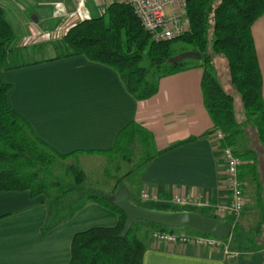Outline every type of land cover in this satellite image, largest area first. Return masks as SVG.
<instances>
[{"label":"crops","instance_id":"0c3cea01","mask_svg":"<svg viewBox=\"0 0 264 264\" xmlns=\"http://www.w3.org/2000/svg\"><path fill=\"white\" fill-rule=\"evenodd\" d=\"M114 2L126 0H72L70 4L74 3L72 11L83 20L103 14ZM42 11L30 15L31 22L41 29L35 30L33 36L34 43L40 45H26L21 52L16 49V53L18 63L43 62L3 74L4 82L10 86L9 105L26 120L33 133L60 154L107 151L113 147L117 134L135 122L151 131L156 151L172 148L154 157L137 176L133 188L137 199L145 191L155 195L154 202L160 205L171 204L173 196L210 205L225 203L228 198L225 164L213 135L208 134L213 123L204 106L202 68L164 77L159 80L154 96L136 101L113 69L83 56L55 59L53 45L70 25H61L53 32L57 19L52 16V8ZM9 13L20 18L19 10L13 7L6 10ZM21 24L17 22L16 28L13 27L15 40L24 38ZM251 32L264 99V15L253 24ZM98 156L101 157L80 154L77 159ZM263 163L258 155L256 179L247 174L255 185L259 204H264ZM58 204L51 210L43 196L32 197L29 192L0 193V264H69L75 234L94 227L111 228L118 222L117 214L93 202L83 200L72 208L81 206L69 218L70 211L62 215L56 208ZM188 208L200 211L204 207ZM54 221L56 225L42 232ZM146 236L142 264H264L263 241L259 246L256 244L257 251L226 260L218 249L158 243L150 234Z\"/></svg>","mask_w":264,"mask_h":264},{"label":"trees","instance_id":"16d2710c","mask_svg":"<svg viewBox=\"0 0 264 264\" xmlns=\"http://www.w3.org/2000/svg\"><path fill=\"white\" fill-rule=\"evenodd\" d=\"M263 15L264 0H187L188 31L178 38L156 42L142 29L128 3L114 2L101 15L71 23L53 49L57 60L83 56L92 63L113 69L126 92L136 101L154 96L160 79L202 68V96L213 123L208 134L219 130L223 139L215 142L216 147L229 148L242 161L238 168L242 182L247 174L256 179L258 155L253 149L237 153L238 137L245 135V129L250 127L257 144L264 150L262 78L251 32L253 24ZM6 18V11L0 6V193L29 192L32 197L43 196L53 210L54 205L77 191L72 183L80 185L85 179L74 165L65 169L69 180L57 177L54 170L60 163L80 154L100 155L114 163L116 174L125 164L142 172L154 157L172 149L156 151L151 131L135 122L117 134L113 147L107 151L60 154L42 142L9 105L10 86L4 82L3 74L43 60L32 64L17 62V50L8 47L16 38L15 32ZM177 44L181 45L179 53L198 52L200 61L168 64L167 60L175 56ZM217 64L225 72V85L219 78ZM116 174L112 176L116 190L106 193L89 188L84 191V202L96 203L117 214L116 226L94 227L75 234L69 264H142L146 247L138 234L142 227L153 225L136 222L126 237L120 238L126 217L109 203L110 196L124 186ZM80 207L71 210L68 218ZM178 211L192 210L181 207ZM199 213L217 219L208 209L202 208ZM224 220L232 223L230 219ZM56 223L51 222L42 232ZM232 225L229 247L239 255L237 258L244 252L257 251L254 239L248 235L242 238L239 226ZM158 228L173 233L172 229Z\"/></svg>","mask_w":264,"mask_h":264},{"label":"rangeland","instance_id":"374dc122","mask_svg":"<svg viewBox=\"0 0 264 264\" xmlns=\"http://www.w3.org/2000/svg\"><path fill=\"white\" fill-rule=\"evenodd\" d=\"M58 0H0V6L6 11V10H12V7L16 10H19L20 18L13 17L10 13L7 15V20L11 23L12 27L16 28L15 25L17 22L22 23L21 26H24V31L21 35L24 38H17L13 44H10L8 47L10 49L15 48L20 50V52L23 49V46L26 47H37L39 46V42L34 43L35 37L34 31L40 32L41 29L36 27L33 22L30 20V15L32 13L40 12L43 9H49L52 8V16L53 18H56L57 22L53 29H51L53 32L57 31L58 27L62 25V27L69 26L73 21H75L77 18V15L72 10L75 9V5L70 3H57L55 4L57 8L51 7L52 3L57 2ZM54 5V4H52ZM43 12V11H42ZM73 12V13H72ZM13 14V13H12ZM57 14V16H55ZM22 15H25V18H22ZM101 15V14H99ZM73 19V20H72ZM21 21V22H20ZM60 22V23H59ZM60 27V28H62ZM61 29H59L60 31ZM59 35L62 34L57 32ZM17 35V34H16ZM15 35V37H17ZM64 35V34H63ZM30 38V39H29ZM61 40V39H60ZM59 40V41H60ZM181 48V45L177 44L175 49V55L179 54V50ZM217 70L219 73V78L221 80V83L223 85L226 84V75L224 70L217 64ZM248 149L255 150L259 158L264 160V151L259 147L257 144L255 135L250 127H247L245 129V135H241L238 137L236 145H235V151L237 153H244V151ZM114 163L109 162V159L101 156V157H86V158H80L77 159H70L66 162L60 163L59 166L54 170V174L58 177L60 176L64 180H69L70 176L65 175V169L71 165H74L78 167L84 174V181L80 185H73L74 189L77 191L73 192L70 195H67L64 199H62L59 204L57 210L61 211L62 215H66L69 213V211L72 210L73 207L81 203L85 198V190L92 188L95 190H101L106 193H110L114 190H116L115 182L112 176H114L115 169H114ZM132 171L129 176L122 177L127 171ZM263 170H264V163H263ZM140 174L139 170H135L132 166L124 165L120 173L116 174L121 182L124 184V186L130 190L132 193L131 199L133 203L140 207L144 208H150V209H156V210H162V211H178L181 207L174 205V204H167V205H160L157 202L152 201H145L141 199H137L135 194V183L138 182V175ZM111 176V177H109ZM261 183H263L262 180H260ZM264 185V183H263ZM262 185V186H263ZM245 188V194H244V200H245V207L242 210V212L239 214L237 218L230 219L232 223H235L239 226V229L241 230V236L242 238L246 235L250 236L254 239L257 246L260 245V243H264V204H259L257 202L256 194H255V185L251 180L248 179V176L246 175L244 177V183H243V190ZM264 192V186L262 187ZM187 209H189L187 207ZM190 210V209H189ZM194 212H199L196 208H191ZM173 233L176 235L180 234H191L194 235L195 232L182 229V228H173ZM153 231H159L158 227L154 226H148V227H142L141 233L138 234V236L145 240L144 233L150 234ZM259 239V240H258ZM229 246L231 247V238L228 240H224ZM260 241V242H259Z\"/></svg>","mask_w":264,"mask_h":264},{"label":"built area","instance_id":"2783aa9c","mask_svg":"<svg viewBox=\"0 0 264 264\" xmlns=\"http://www.w3.org/2000/svg\"><path fill=\"white\" fill-rule=\"evenodd\" d=\"M126 3L132 9L142 29L153 41L161 42L175 39L188 31V19L186 17L187 0H126ZM52 7L57 8L55 4ZM212 135L215 142L223 139V135L219 130H215ZM220 150L226 170L225 185L228 193L227 201L221 204L210 205L207 202L202 203L187 197L173 196L171 199L172 204L180 207H190L191 205L204 207L209 209L220 220L237 218L239 216L245 207L243 183L238 178V168L242 165V161L229 148ZM139 198L153 202L157 200L155 195L145 191L139 193ZM150 238L158 243L218 249L223 252L226 260H231L238 256L237 253L230 250L229 244L224 240L206 237L198 233L194 235H176L169 231L159 230L151 232Z\"/></svg>","mask_w":264,"mask_h":264},{"label":"water","instance_id":"95a60500","mask_svg":"<svg viewBox=\"0 0 264 264\" xmlns=\"http://www.w3.org/2000/svg\"><path fill=\"white\" fill-rule=\"evenodd\" d=\"M200 59L198 52L185 51L169 58L167 63L177 65L185 61L198 62ZM109 203L126 217L120 238H125L131 227L139 221L165 229L182 228L222 240H228L233 229L232 223L227 220L211 218L193 211H162L140 207L131 201L125 186L110 196Z\"/></svg>","mask_w":264,"mask_h":264}]
</instances>
